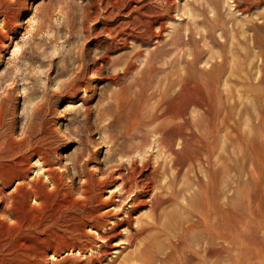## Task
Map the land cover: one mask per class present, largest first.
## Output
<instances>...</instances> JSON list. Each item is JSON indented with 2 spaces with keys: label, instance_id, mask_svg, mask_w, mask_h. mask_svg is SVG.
Instances as JSON below:
<instances>
[{
  "label": "rangeland",
  "instance_id": "obj_1",
  "mask_svg": "<svg viewBox=\"0 0 264 264\" xmlns=\"http://www.w3.org/2000/svg\"><path fill=\"white\" fill-rule=\"evenodd\" d=\"M63 1L0 0V30L9 26L13 35L1 52L0 74L8 69L5 84L13 82L10 101L17 133L39 102L38 118L49 117L56 108L58 134L74 140L63 144L62 156L77 147L74 136L83 132L71 116L76 112L81 119L77 110L83 104L78 96L50 91L70 77L77 48L94 34L85 52L98 58L107 51L108 59L89 104L113 102L118 87L127 90L113 102L122 121L114 129L117 156L101 129L92 125V109L89 139L96 144L95 160L105 170L116 164L114 158L122 164L134 155L149 158L161 170L152 194L162 199L155 207L147 203L134 208L120 225L110 220L106 242L87 229L96 238L82 237L85 255L67 250L75 236H57L56 225L48 228V235L26 232L19 241L28 253L26 264H264V0H129L148 24L117 48L108 34L100 33V21L95 30L85 31L80 15L88 0H66L74 22L71 28L63 25L58 13L59 7L66 9ZM86 9L93 11L89 5ZM35 25L41 27L36 30ZM118 73L119 85L111 80ZM183 85L184 94L176 99ZM164 112L166 123L160 128L164 116L158 115ZM149 113L158 117L150 121ZM28 199L9 202L0 212V225L8 220L16 229L44 211L36 199ZM5 230L1 227L0 234Z\"/></svg>",
  "mask_w": 264,
  "mask_h": 264
},
{
  "label": "bare ground",
  "instance_id": "obj_2",
  "mask_svg": "<svg viewBox=\"0 0 264 264\" xmlns=\"http://www.w3.org/2000/svg\"><path fill=\"white\" fill-rule=\"evenodd\" d=\"M69 2L70 1L66 0L63 1L66 9L63 7L58 8V13L61 16L60 18H62L61 21L63 25H66L67 28H71V25L74 22V18L71 16L72 13L70 12L71 9L67 8L70 7ZM87 5H89L93 11H90L91 9H86ZM133 6L129 3V0H88V3L84 5L85 11L82 13V15L79 14L81 16L80 20L86 32H88L89 29L90 31L95 30L94 27L96 22L100 21V33L108 34L109 38L111 39L112 48H117L118 45L127 42V39H129L128 36L132 35L133 33H139L138 30L141 25L146 26L148 24L147 21H143L141 19L139 14H135L134 10L136 9H134L135 7ZM6 18L7 17H4L3 21H6ZM93 20L95 21L93 22L92 26L89 25L88 23ZM38 22H36V24ZM35 26L36 30L41 27L38 25ZM93 35L91 37L92 39L90 38L88 41L86 40L84 44L77 48L75 56L77 64L75 66L73 65V68H70V77H67L64 83H62L63 87L60 86L50 91L52 94H58L61 92L66 93V97L68 96L70 98H75L78 96V99L82 102L81 105L83 104L80 107L83 108L82 110L76 109L79 111L81 119H77V116H75V114L77 115L76 112L75 114L73 113V116H71V120L77 122V126L80 127V130L83 133L79 134L80 131L76 132V136H74V138H77V147L66 156H62L61 147L64 146L63 144L69 142L72 143L74 140L66 135L61 137L60 135H63L61 131L59 133L60 135L58 134L55 127V125H58V123H56V119H54V116L57 114L55 111L56 108L54 110L50 109V115L48 114L49 117L42 119L38 118L36 113L38 112L36 109L39 106V102L35 103L32 107V110L27 114L25 120H23L25 122L21 123L19 133H17L16 123L18 118L15 113V107L11 105L10 101L12 96L11 91L13 89V82L5 84L8 80V69H6V73L3 75L0 74V201L4 204V206L0 208V212H3V210L5 211V206L10 205V203L13 201H29L30 199L28 198L36 199L38 201L37 204L40 205L41 209H44V211L38 216L34 217L32 215L30 219L23 220L17 225L16 229H13V227L7 223L8 220L6 221V224L4 223L6 226L0 225V228L5 227L6 229L0 234V264H26L28 253L27 250L26 252L24 251V246V249H22L19 245V241H21L20 238L26 237L24 236L25 233L30 231L48 235V233H50L48 232V228L52 225H56L58 228L59 232L57 236H62L64 233L74 235L75 239L71 240V243L68 242L70 244L69 246H66L69 249H66L76 250L78 253L80 251V254L83 255L85 252L82 248V245H80L82 237L83 239H85L86 236L92 237L90 239L92 241L93 237H95L92 233L88 232L87 229L94 230V234L97 232L96 236H98L101 240H108L110 237L109 233L111 232H109L107 229L109 227H107V225H109L110 220H112L113 224H115L114 226L119 224V220H121L120 223L122 224L123 217L128 216L130 211H132L134 208L136 209V207L139 205L147 203H150L152 207H155L159 203V200L162 199L159 194H152L156 183V175L160 169L157 171V169L152 166L153 164H150L151 162L149 158L142 160V158H138L136 155H134L130 159L127 158L126 163L122 164L113 157L116 164H109L107 168L105 167V170H103L104 168L100 167L98 159L96 158L97 160H95V156L97 155H95L96 151L94 147L96 144H94V140L92 141L89 139V135L91 134L90 130L92 128V109L95 111L94 115L92 116V125H96L101 129L102 132H100L103 133H100L102 135V139L109 143V149L114 152L115 156H117V151V154L114 151V147L116 146V134L114 129L117 127V124L122 121H120L121 119L119 120V115L116 112L114 113L113 105L116 103V101H118V98H120L123 93H126L127 90L125 89V86L118 87L117 91L113 92V102L115 101L114 103L107 101L109 100L107 99L106 103H99V101H97L94 106L89 104L91 98L96 94V88L99 90L95 83H97L96 81L99 79V76L101 77L102 71L107 64L108 59L107 51L98 58L91 57L85 52L87 51L86 49H89L90 45L93 43ZM95 35H97V33H95ZM12 36L13 35H11L9 26H5L3 30H0V63L2 62L1 52L3 49H5L6 45L11 43L13 39ZM95 41L98 42L97 40ZM98 45L99 44L95 46ZM117 63L119 64V62ZM118 75L119 73L111 77L113 83L117 84L119 79ZM185 87L186 85L182 86V89L176 99L183 96ZM102 90L103 87L100 88V92L98 93L100 97L102 96ZM81 92H83V94L80 95ZM134 92L136 93V91ZM44 97H46V95ZM104 98H106V96ZM162 99H164V97ZM40 107L42 108V106ZM154 113H149L146 116H149V120L152 121L158 116L161 117L163 115L164 117H162L163 119L160 123L161 128L162 124L166 123L164 120L166 119L165 115L167 112L161 113L158 116ZM58 117L60 118V116ZM146 125L148 124L146 123ZM59 130L60 129H58V131ZM91 139L93 138L91 137ZM98 145L100 147V144ZM137 155H139V153ZM33 160L34 163L32 162ZM63 160H65L64 163ZM91 160L95 162V166L93 167L91 165L90 168L89 164ZM66 161L69 163H65ZM34 171L35 173L33 174ZM75 178L78 179V181L76 180L78 183L75 182ZM9 186H12V189L8 193H5V189H7ZM109 188L113 189L109 191L108 195L105 196V193L107 192L106 190ZM76 199H79L80 202H76ZM2 203H0L1 206ZM5 214L7 213H4V216ZM15 217H17V215H15ZM0 218L4 217L0 216ZM92 230L89 231L92 232ZM69 238L71 239V237ZM24 242L26 241L24 240ZM24 242L21 243V245L24 244L27 246ZM83 243L85 244L86 242ZM62 248L65 249L64 246ZM87 248L89 247H86L85 250H87ZM92 248L94 250L95 247L92 246ZM63 252H65V250ZM52 257L51 258L54 259V255ZM32 263L36 264V262ZM28 264H30L29 261Z\"/></svg>",
  "mask_w": 264,
  "mask_h": 264
}]
</instances>
